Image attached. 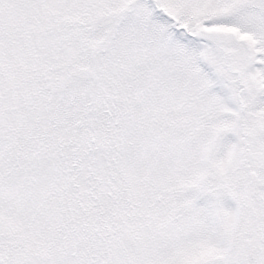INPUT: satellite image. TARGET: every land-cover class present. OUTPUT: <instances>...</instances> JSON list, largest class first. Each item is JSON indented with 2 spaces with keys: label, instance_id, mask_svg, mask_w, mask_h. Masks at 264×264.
<instances>
[{
  "label": "snow or ice",
  "instance_id": "6c2138e0",
  "mask_svg": "<svg viewBox=\"0 0 264 264\" xmlns=\"http://www.w3.org/2000/svg\"><path fill=\"white\" fill-rule=\"evenodd\" d=\"M0 264H264V0H0Z\"/></svg>",
  "mask_w": 264,
  "mask_h": 264
}]
</instances>
